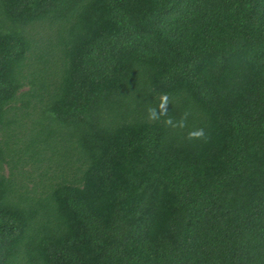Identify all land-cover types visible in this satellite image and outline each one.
Returning a JSON list of instances; mask_svg holds the SVG:
<instances>
[{
    "label": "trees",
    "instance_id": "16d2710c",
    "mask_svg": "<svg viewBox=\"0 0 264 264\" xmlns=\"http://www.w3.org/2000/svg\"><path fill=\"white\" fill-rule=\"evenodd\" d=\"M0 264H264V0H0Z\"/></svg>",
    "mask_w": 264,
    "mask_h": 264
},
{
    "label": "clouds",
    "instance_id": "9594fccd",
    "mask_svg": "<svg viewBox=\"0 0 264 264\" xmlns=\"http://www.w3.org/2000/svg\"><path fill=\"white\" fill-rule=\"evenodd\" d=\"M162 101L163 102L159 105V107L166 112V104H167V96L166 95H164L162 97ZM148 112H149V118L150 119L155 120V119L159 118L157 110L155 108H149ZM187 115L188 114L185 113L184 114V118L179 122L180 123V127L184 126V120L187 118ZM165 123L166 124H172V120L169 119ZM173 126H175V125H173ZM188 139L189 140H192V139H205L206 140L207 137H206L205 131L203 129H199L197 131L189 133Z\"/></svg>",
    "mask_w": 264,
    "mask_h": 264
}]
</instances>
